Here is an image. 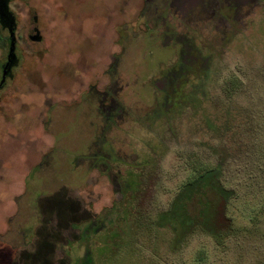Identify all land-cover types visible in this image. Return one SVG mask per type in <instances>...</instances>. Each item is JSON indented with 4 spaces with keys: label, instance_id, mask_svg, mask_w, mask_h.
Listing matches in <instances>:
<instances>
[{
    "label": "rangeland",
    "instance_id": "rangeland-1",
    "mask_svg": "<svg viewBox=\"0 0 264 264\" xmlns=\"http://www.w3.org/2000/svg\"><path fill=\"white\" fill-rule=\"evenodd\" d=\"M11 10L0 264H264V0L189 24L168 0ZM9 54L0 20V80ZM210 173L224 191L186 190Z\"/></svg>",
    "mask_w": 264,
    "mask_h": 264
},
{
    "label": "flooded vegetation",
    "instance_id": "flooded-vegetation-1",
    "mask_svg": "<svg viewBox=\"0 0 264 264\" xmlns=\"http://www.w3.org/2000/svg\"><path fill=\"white\" fill-rule=\"evenodd\" d=\"M16 1L27 0H0V20L7 26L10 38L15 39V54L10 61L7 59L5 64L6 72L5 78L0 80V91L5 88L8 80L14 78V71L20 66L21 57L19 56V44L17 40L18 24L14 13L11 10V4ZM153 0H149L151 3ZM255 0H168V4L171 8L177 12L179 18L184 19V22H192L196 16L202 17L205 13L220 14L222 18H225L223 14L233 15L238 20L247 15L254 4ZM35 23L38 22V18H34ZM28 33V39L34 43H40L42 36L40 34L39 27L33 26ZM175 35V34H173ZM38 36L40 39L35 41L34 38ZM172 40V38H169ZM190 47H186L181 51V55L185 57L190 56Z\"/></svg>",
    "mask_w": 264,
    "mask_h": 264
},
{
    "label": "trees",
    "instance_id": "trees-1",
    "mask_svg": "<svg viewBox=\"0 0 264 264\" xmlns=\"http://www.w3.org/2000/svg\"><path fill=\"white\" fill-rule=\"evenodd\" d=\"M216 179H217V177L214 173L204 175V176L200 177L199 179H197L194 183H190L186 190H188L190 194H193L194 192H197V191L199 192L200 188L201 189L212 188V189H217V190L219 189L220 191H222L223 189L220 188L219 185L214 184ZM184 211H185V209H184Z\"/></svg>",
    "mask_w": 264,
    "mask_h": 264
},
{
    "label": "water",
    "instance_id": "water-1",
    "mask_svg": "<svg viewBox=\"0 0 264 264\" xmlns=\"http://www.w3.org/2000/svg\"><path fill=\"white\" fill-rule=\"evenodd\" d=\"M40 38L38 36H36L34 38L35 41H38ZM15 54V39L13 38V36H11V46H10V54H9V61L10 59L13 58Z\"/></svg>",
    "mask_w": 264,
    "mask_h": 264
}]
</instances>
